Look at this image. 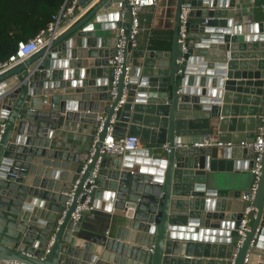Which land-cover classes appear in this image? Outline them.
<instances>
[{
	"label": "water",
	"instance_id": "obj_1",
	"mask_svg": "<svg viewBox=\"0 0 264 264\" xmlns=\"http://www.w3.org/2000/svg\"><path fill=\"white\" fill-rule=\"evenodd\" d=\"M120 1L100 0L39 52L0 74V264H230L233 255V264H264V153L257 178L249 149L191 147L214 129L220 140L236 143L257 135L264 115V53L232 52L264 51V23L233 28L227 19L235 15V0H191L183 52V0H158L154 25L172 31L170 50L149 52L127 43L112 98L109 61L117 49L111 31L121 26L128 36L130 27L128 12L118 21ZM217 51L218 61L211 60ZM61 59L64 67L57 64ZM230 93L254 95L260 103L248 115L249 129L243 131L240 120L233 136L225 134L227 123L235 122L225 119ZM98 117L104 122L92 155L54 147L64 122L98 127ZM113 118L114 135H136L139 150L100 153ZM164 144L168 153L160 148ZM241 156L248 182L235 187L217 178L238 168ZM42 167L58 171L51 173L56 182L27 183L28 175H44ZM87 197L89 206L124 219L114 236L96 244L76 237L85 212L78 222L70 220ZM182 252L217 260L183 259Z\"/></svg>",
	"mask_w": 264,
	"mask_h": 264
},
{
	"label": "crops",
	"instance_id": "obj_2",
	"mask_svg": "<svg viewBox=\"0 0 264 264\" xmlns=\"http://www.w3.org/2000/svg\"><path fill=\"white\" fill-rule=\"evenodd\" d=\"M155 11H156V7L147 8L143 10L141 13L142 30L137 38L139 45L138 47H142L145 51H149V52H168L170 50V45H171L172 31L164 28L160 24L154 25ZM234 12L235 15L232 18L227 19V21L232 22L233 28H240L243 26H248L250 24L264 23V0H235ZM111 33L115 37V30H112ZM217 52L218 53H216L214 56L211 57V60L218 61L220 55H219V51ZM249 52L251 54L264 53V51L262 50H257L256 52L248 51V50L244 52H240V50H238L236 52L234 51V53L232 52V54H246L248 56ZM246 60L250 61L254 59L251 58ZM236 61L239 63V62H243L244 60L242 61L240 58H237ZM63 62H65L64 59L58 60L57 61L58 66L64 67L65 65L63 66ZM64 70L66 71L69 69L67 68ZM259 72L264 73V71L261 70H259ZM224 80H226V78H224ZM241 80L242 79H236L233 81L238 83L241 82ZM260 80L263 81L262 79ZM242 87L246 88V86H242ZM247 88H249L250 90L256 89L255 87H247ZM260 89L263 90V88ZM254 98H256L254 95H245V94H236V93L229 94V100L224 104V107L228 108V113H226L227 117H225V119L227 121H230L231 118H233L235 122L233 123V125L230 124V122L227 123V129L225 134H228V136H233V134H237V130L239 126L238 121L240 120L244 121L242 125L244 129L243 131H247V129H249L247 128L248 126L247 120L248 118H250L248 117V115L259 110L260 107L259 101L255 103ZM222 104L220 106H222ZM231 115H233V117H231ZM258 116L259 115H257V117ZM230 126H232L233 133L229 132ZM95 129H96L95 126L86 122H77V123L64 122L63 130L61 132L56 133L57 138L54 140H57V143H53L55 144L54 147L61 151H66L73 154L75 153L79 154L82 151H88L93 141L92 135ZM73 131H75L76 133L74 134ZM125 134L128 135L127 131ZM218 136L219 135L217 133V130L214 129L213 137L217 138L219 141H222V139L220 140ZM222 142H233V141L227 140ZM226 161L228 162L231 160L229 159ZM243 162L244 161L241 156V158L235 163L238 165V168L232 169L231 171L225 170L224 172H220V173L218 172L217 178L226 181V183L228 182V184L232 186L242 187L246 182L249 181L248 179L249 171L242 169ZM42 168H43L42 170L44 171L43 176L41 175L37 178V176L28 175L26 178V182L32 184L33 180L38 179L39 187L41 186L46 187L47 183L49 184V182L55 183L56 182L55 179L51 178L52 177L51 173L52 172L58 173V171H55V169H52L50 167H42ZM46 172H50V174L47 177H45ZM57 179L59 178L57 177ZM123 222L124 219L122 218V216L113 214L112 212L100 210L99 208L98 209L93 208L92 211H86L84 216L82 217L79 226V233L76 234V237L86 242H91L96 244L100 242V240H104L105 238L114 236L118 227H120L123 224ZM209 240L210 237L207 242H209ZM188 254L189 257H187ZM168 256L171 257L172 254ZM179 256H180V252L177 254L176 257L179 258ZM204 257H205L204 253L196 255L194 253L182 252L180 258L189 259V260H195L197 258H200V260H217V259H210L211 255L209 254L205 259H203ZM215 257H217V255H215Z\"/></svg>",
	"mask_w": 264,
	"mask_h": 264
},
{
	"label": "built area",
	"instance_id": "obj_3",
	"mask_svg": "<svg viewBox=\"0 0 264 264\" xmlns=\"http://www.w3.org/2000/svg\"><path fill=\"white\" fill-rule=\"evenodd\" d=\"M100 0H86L84 6H80L81 0H64L58 13L52 17V21L47 25L44 30H41L33 38L28 41H20L17 43V48L14 54L10 55L7 60L0 62V74L10 70L11 68L23 63L25 60L30 58L35 53L39 52L43 47H45L50 40L57 37V35L63 30L69 28L71 25L80 20L85 16ZM191 0H183V3L180 5L178 21V43L181 44L182 51L186 50L185 41L188 35V19L189 14L192 10L190 5ZM158 4V0H121L117 3L118 9V21L122 22L125 12H128L130 18V27L128 36L126 35L124 29L121 26L115 28V47L117 49L116 55L109 65L113 69L114 81L112 87L109 90L111 97L113 98L116 95V80L118 75L121 73L122 61H123V49L128 43L131 49L137 48L138 41L137 38L139 33L142 30L141 27V13L147 8H155ZM127 7L126 10H123ZM129 67H126L128 71ZM125 98V95L123 96ZM43 103H46V97H44ZM99 126L96 127L92 135V144L89 148L90 155L94 151V143L97 141L98 134L102 131V124L104 122L103 118L98 117ZM262 126L257 129V135H255L252 142H222L213 136L202 137L200 141L194 142L191 144V147L194 148H243L249 149L252 151L253 160L255 162V168L252 170L258 176L260 175V160L261 156L264 153V115L261 116ZM114 118L111 120L109 127L106 129V135L101 143L100 153L111 154L115 156H124L128 153L135 152L140 148V141L138 137L133 135H125L123 137H116L114 135L113 124ZM3 128V125L0 126ZM74 134L76 133L73 131ZM175 148L187 147L185 144H176ZM164 152L168 153L170 151L169 146L164 144L160 147ZM256 189V182L252 186V190ZM89 198L87 197L84 204H78L74 212L70 215V220L73 223H76L81 218V213L86 211H92L93 207L88 205ZM70 201L65 203L66 209L70 206ZM66 211V210H65ZM65 211L62 213L64 215ZM249 213L247 209L244 213V217L240 225V234L246 229L247 219L246 215ZM52 241H49L43 257L48 253ZM42 257V258H43ZM233 255L230 264L234 263ZM7 264H21V263H12L6 262Z\"/></svg>",
	"mask_w": 264,
	"mask_h": 264
},
{
	"label": "trees",
	"instance_id": "obj_4",
	"mask_svg": "<svg viewBox=\"0 0 264 264\" xmlns=\"http://www.w3.org/2000/svg\"><path fill=\"white\" fill-rule=\"evenodd\" d=\"M64 0H0V62L14 54L17 43L44 30Z\"/></svg>",
	"mask_w": 264,
	"mask_h": 264
}]
</instances>
